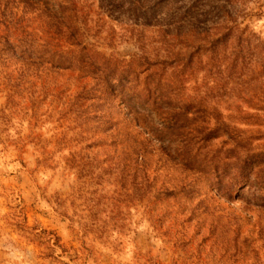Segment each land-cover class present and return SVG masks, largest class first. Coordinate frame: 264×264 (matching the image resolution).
<instances>
[{"label": "rangeland", "instance_id": "rangeland-1", "mask_svg": "<svg viewBox=\"0 0 264 264\" xmlns=\"http://www.w3.org/2000/svg\"><path fill=\"white\" fill-rule=\"evenodd\" d=\"M134 2L80 0L98 52L121 60L142 54L141 30L134 26L151 22ZM201 5L172 29L185 31L190 20L204 19ZM242 5L243 26L264 41V0ZM182 10H171L167 19ZM258 67L235 73L227 90L210 93L221 105L206 109V122L200 119L194 134L207 126L211 135H202L209 139L189 155L183 136L160 128L148 108L128 114L136 115L138 127L124 121L130 108L119 101L113 114L108 106L100 113L93 98L89 109H78L76 92L84 83L92 90V77L52 73L11 99L0 72V264H264V189L258 184L264 162L246 160L248 150L264 154ZM205 74L185 78V99L202 97ZM43 87L45 96L32 106L29 92ZM255 87L262 100L249 103ZM141 146L149 166L146 195L143 167L132 156Z\"/></svg>", "mask_w": 264, "mask_h": 264}, {"label": "trees", "instance_id": "trees-1", "mask_svg": "<svg viewBox=\"0 0 264 264\" xmlns=\"http://www.w3.org/2000/svg\"><path fill=\"white\" fill-rule=\"evenodd\" d=\"M131 1L141 6L151 23L134 26L135 31L141 30L136 41L142 54L121 60L96 50L83 20L80 0H0V72L5 78L4 89L14 99L23 86L35 87L42 77L52 73H77L82 81L92 77L95 82L92 90L84 83L76 92L78 109L85 106L89 109L93 98L100 113L108 106L113 114L112 108L119 101L130 108L124 121L136 122L138 127V107L148 108L163 124L160 128L172 136H183V147L187 154L191 153L201 146L202 140L209 139H202V135H211H206L207 126L197 128L201 135L194 134L195 125L200 119L206 122V109L217 110V104L221 105L210 93L227 90L226 85L233 81L234 74L247 68L255 72L259 66L264 75V46L254 43L264 44V41L251 34L249 26H243L240 21L245 11L243 0H222L226 4L218 3L220 0ZM198 4H202L199 8L206 9L202 14L204 19H200L202 27L198 25L200 22L195 24L190 20L185 31L178 26L172 29L176 23L184 24L185 16H191ZM179 7L183 13L169 21V12ZM200 70L206 72L204 85L199 89L202 97L185 99V78ZM44 91L43 87L38 93L29 92L32 106L45 96ZM254 92L249 103L261 99L256 87ZM132 110L136 115L130 119L128 114H133ZM110 130L116 138L115 129L110 127ZM248 155L246 160L250 159L251 165L264 162L262 153L248 150ZM132 156L135 164L143 167L141 188L146 195L150 182L143 146L135 148ZM258 184L264 189V178Z\"/></svg>", "mask_w": 264, "mask_h": 264}]
</instances>
